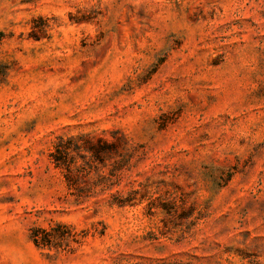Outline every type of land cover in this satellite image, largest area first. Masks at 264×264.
Returning <instances> with one entry per match:
<instances>
[{
    "label": "rangeland",
    "instance_id": "1",
    "mask_svg": "<svg viewBox=\"0 0 264 264\" xmlns=\"http://www.w3.org/2000/svg\"><path fill=\"white\" fill-rule=\"evenodd\" d=\"M78 135L132 206L70 195ZM0 264H264V0H0Z\"/></svg>",
    "mask_w": 264,
    "mask_h": 264
},
{
    "label": "trees",
    "instance_id": "2",
    "mask_svg": "<svg viewBox=\"0 0 264 264\" xmlns=\"http://www.w3.org/2000/svg\"><path fill=\"white\" fill-rule=\"evenodd\" d=\"M118 148L121 152H118ZM135 156V147L123 137L114 142L98 139L96 143H92L87 135H78L58 138L49 157L55 168L61 171L70 195L76 200L85 201L108 194L111 198L108 204L122 208L132 206L136 192L130 191L123 197L119 192L113 194L111 191L120 185L124 173L130 171L131 160ZM109 161L112 163L106 173V163ZM146 209L152 213V200H147ZM58 229L66 230L68 235L71 233L69 226L56 224L49 231L32 229L30 239L37 248L55 247L60 244Z\"/></svg>",
    "mask_w": 264,
    "mask_h": 264
}]
</instances>
